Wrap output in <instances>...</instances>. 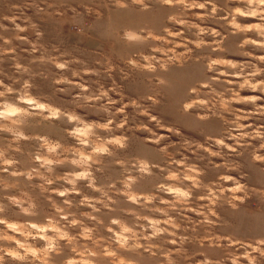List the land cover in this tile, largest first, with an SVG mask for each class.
Instances as JSON below:
<instances>
[{
    "label": "rangeland",
    "instance_id": "374dc122",
    "mask_svg": "<svg viewBox=\"0 0 264 264\" xmlns=\"http://www.w3.org/2000/svg\"><path fill=\"white\" fill-rule=\"evenodd\" d=\"M260 25L239 0H0V264H264Z\"/></svg>",
    "mask_w": 264,
    "mask_h": 264
},
{
    "label": "clouds",
    "instance_id": "9594fccd",
    "mask_svg": "<svg viewBox=\"0 0 264 264\" xmlns=\"http://www.w3.org/2000/svg\"><path fill=\"white\" fill-rule=\"evenodd\" d=\"M239 3L242 6H248V7L255 6V15L259 16L261 21H264V0H239ZM236 12L241 16L252 15V13H250V12H241L239 8L236 9ZM236 27L239 28L240 31H242V32H251V31H253L254 28L257 27V24H250L246 27H241L239 24H237ZM260 29H261L262 34H264V25H260ZM245 43L255 44L256 40L255 39H252L250 41L245 40ZM259 58L261 61H264V55H259ZM261 71H264V67L260 66V68L251 69V71H248V73H247V76L249 79L256 78V83H255L254 87H260L261 85H264V79H257V77H261L260 76ZM245 83H248L247 79L245 80ZM188 107H191V105H188ZM233 178L234 177L232 175H229V176L223 177L222 179L231 181V180H233ZM243 190H244V185L239 183V182H236L230 188V191L232 193H240ZM240 198L241 197L238 195L234 196V199H240Z\"/></svg>",
    "mask_w": 264,
    "mask_h": 264
},
{
    "label": "bare ground",
    "instance_id": "6f19581e",
    "mask_svg": "<svg viewBox=\"0 0 264 264\" xmlns=\"http://www.w3.org/2000/svg\"><path fill=\"white\" fill-rule=\"evenodd\" d=\"M77 175V174H76Z\"/></svg>",
    "mask_w": 264,
    "mask_h": 264
}]
</instances>
